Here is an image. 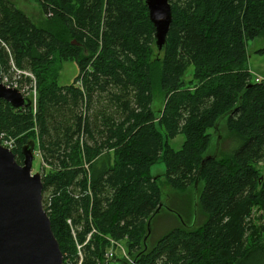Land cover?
Returning a JSON list of instances; mask_svg holds the SVG:
<instances>
[{
    "label": "trees",
    "instance_id": "obj_1",
    "mask_svg": "<svg viewBox=\"0 0 264 264\" xmlns=\"http://www.w3.org/2000/svg\"><path fill=\"white\" fill-rule=\"evenodd\" d=\"M36 1L46 24L0 0V68L30 73L18 85L34 82L37 98L22 110L0 99V137L14 141L18 164L22 146L38 144L63 264H104L112 239L136 264H264V80L252 79L246 51L264 38V0H169L161 51L144 0ZM66 61L78 73L59 85ZM158 160L173 190L192 186L195 220L181 215L151 243Z\"/></svg>",
    "mask_w": 264,
    "mask_h": 264
},
{
    "label": "water",
    "instance_id": "obj_2",
    "mask_svg": "<svg viewBox=\"0 0 264 264\" xmlns=\"http://www.w3.org/2000/svg\"><path fill=\"white\" fill-rule=\"evenodd\" d=\"M148 17L154 27V43L158 51L164 47L172 12L169 0H144ZM162 18H159L161 17ZM0 99L18 110L30 106L31 101L16 88L0 84ZM220 120L216 123L219 124ZM219 133V131H217ZM220 138L218 136L215 157ZM35 144L30 141L22 146L21 164L14 153L0 145V264H63V255L50 226L49 218L42 206V182L39 172H31ZM204 161V160H203ZM194 185V206L196 187ZM162 208L161 202L147 222V235L151 230V219ZM144 244L146 247V237ZM104 264H136L122 259L106 260Z\"/></svg>",
    "mask_w": 264,
    "mask_h": 264
},
{
    "label": "rangeland",
    "instance_id": "obj_3",
    "mask_svg": "<svg viewBox=\"0 0 264 264\" xmlns=\"http://www.w3.org/2000/svg\"><path fill=\"white\" fill-rule=\"evenodd\" d=\"M18 9H21L26 13V15L34 22V23H45L46 24V16L42 13L41 7L36 0H11ZM60 28V27H59ZM63 31V30H62ZM264 48V38L259 37L254 40H248L246 42V51H247V68L252 74V79L256 81L264 80V52L260 53L259 50ZM192 66H190L186 72L184 73L182 79L185 85H188L191 79ZM78 73L77 64L73 61L63 62L58 69L57 72V81L59 85H69L74 77ZM10 76L13 77V71L10 72ZM13 80V79H12ZM156 81V80H155ZM28 88V87H27ZM31 96H33L35 102H37L35 86H31ZM163 104V95L158 90L155 92V99L153 103V109L157 115H159V110ZM222 134H225L224 128L221 130ZM31 138V137H30ZM183 142V135L178 134L173 139L169 140L170 146L177 150L181 147ZM214 143V142H213ZM42 167L46 169V167L42 164V160L40 157V153L38 150V144L35 140L34 146V157L32 160L31 172H39L42 173ZM165 167L164 164L158 160L155 164H153L150 168V174L154 177H157L158 184L161 190V202L165 203L166 206L171 205L172 208L167 210L166 208H162L157 214L154 220V230L149 242L154 241L159 235L171 229L174 225L180 222H183V217L181 215H189L188 220L194 223L195 220V212L193 210L192 213V202H193V188L192 186L187 188L186 190L176 191L173 190L169 185L165 182ZM192 213V218H191ZM199 214V213H198ZM200 217V216H199ZM178 218V219H177ZM201 219V217H200ZM201 222V221H200ZM199 222V218L197 219V223ZM184 223V222H183ZM114 241V242H112ZM119 242L116 240H110V246L107 252L112 251L113 254H116L118 258H124L126 261H132L131 254L128 253L125 243ZM152 243V242H151ZM113 244V245H112ZM106 256V255H105Z\"/></svg>",
    "mask_w": 264,
    "mask_h": 264
},
{
    "label": "built area",
    "instance_id": "obj_4",
    "mask_svg": "<svg viewBox=\"0 0 264 264\" xmlns=\"http://www.w3.org/2000/svg\"><path fill=\"white\" fill-rule=\"evenodd\" d=\"M11 71H13V77L10 78V74L8 75L5 72H2V70L0 68V84L5 86L6 88L18 89L19 92L23 96L28 97L30 99L32 109H35L36 108V102H35L33 96L30 95L31 91H32L31 86L32 85L35 86L34 82H32V84L30 85V89L20 88V86L18 85V79L20 78L21 74H24L25 76H29L30 78H33V76L28 72H22V71L16 69L13 64L11 65ZM256 81H258V79H256ZM35 93H36V89H35ZM0 145H2L3 147L7 148L10 151H12L15 147L14 141L12 139H6V138H2V137H0ZM77 249H78L79 255L81 256V253L79 251V249H80L79 245L77 246ZM112 257H113L112 251H109L106 253L107 260L111 259ZM129 262H131V261H129Z\"/></svg>",
    "mask_w": 264,
    "mask_h": 264
},
{
    "label": "clouds",
    "instance_id": "obj_5",
    "mask_svg": "<svg viewBox=\"0 0 264 264\" xmlns=\"http://www.w3.org/2000/svg\"><path fill=\"white\" fill-rule=\"evenodd\" d=\"M159 18H162V16H161V17H159Z\"/></svg>",
    "mask_w": 264,
    "mask_h": 264
},
{
    "label": "bare ground",
    "instance_id": "obj_6",
    "mask_svg": "<svg viewBox=\"0 0 264 264\" xmlns=\"http://www.w3.org/2000/svg\"><path fill=\"white\" fill-rule=\"evenodd\" d=\"M112 242H114V241H112ZM113 245V244H112Z\"/></svg>",
    "mask_w": 264,
    "mask_h": 264
}]
</instances>
